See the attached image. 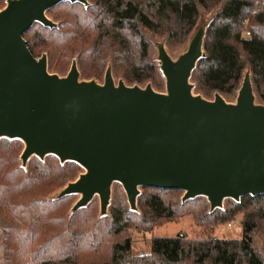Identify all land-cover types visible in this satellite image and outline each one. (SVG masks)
Listing matches in <instances>:
<instances>
[{
  "label": "trees",
  "instance_id": "obj_1",
  "mask_svg": "<svg viewBox=\"0 0 264 264\" xmlns=\"http://www.w3.org/2000/svg\"><path fill=\"white\" fill-rule=\"evenodd\" d=\"M202 10L216 13L207 25L205 55L191 75L194 93L207 99L220 93L232 102L248 67L264 104V0L67 1L47 12L57 26L37 22L24 37L36 57L47 54L51 73L65 76L76 61L82 80L99 82L110 66L113 77L127 85L150 83L165 91L149 35L165 37L170 50L189 44ZM23 150L20 139L0 138V264H264L256 246L264 232V194L226 198L224 209L208 212L193 207L195 199L208 200L205 196L183 202L180 189L141 187L137 210L127 194L113 192L106 215L97 196L73 213L79 194H57L79 177L81 165L49 154L44 160L33 156L25 167ZM188 215L203 227L198 235H155L150 252L134 253L131 229L151 232ZM237 217L239 238L213 233Z\"/></svg>",
  "mask_w": 264,
  "mask_h": 264
},
{
  "label": "water",
  "instance_id": "obj_2",
  "mask_svg": "<svg viewBox=\"0 0 264 264\" xmlns=\"http://www.w3.org/2000/svg\"><path fill=\"white\" fill-rule=\"evenodd\" d=\"M67 1L88 4L7 0L0 10V138L24 142L23 166L49 154L80 164L85 171L57 194L80 195L73 213L98 196L106 215L114 182L132 210L141 187L180 189L183 202L205 196L211 211L226 198L264 194V104L251 73L235 102L194 93L190 79L205 55L207 25L176 59L158 44L165 91L116 83L110 66L103 83L82 80L76 61L65 76L51 73L47 54L36 57L24 37L37 22L57 26L47 12Z\"/></svg>",
  "mask_w": 264,
  "mask_h": 264
},
{
  "label": "rangeland",
  "instance_id": "obj_3",
  "mask_svg": "<svg viewBox=\"0 0 264 264\" xmlns=\"http://www.w3.org/2000/svg\"><path fill=\"white\" fill-rule=\"evenodd\" d=\"M6 5H7V0H0V9H3ZM215 13H216L215 11L209 12V11L202 10L201 16L199 18V26L202 24L208 25V23L212 20ZM244 35L248 36L247 33L246 34L244 33ZM149 38L152 42L151 47H152L153 57L158 58V44L164 43L166 45V43H165L166 39H165V37H158V36H152V35H149ZM188 45H189L188 43L183 45V46L178 45L174 48V50H170L168 46H166V48H167L168 52L170 53V55L174 59H176L180 54H182L183 52H185L187 50ZM74 58H77V57H74ZM70 68H71V64H69L66 67L67 74L70 71ZM248 70L249 69L247 67L246 71H248ZM80 78L82 79L81 76H80ZM83 80H85V79H83ZM104 80H105V74L103 75V79L99 82H103ZM114 80L116 83H118L119 80L125 81L123 77H117V76L114 77ZM163 90H166V88H164ZM213 98H214V96H213ZM236 99H237V97L235 99H233L232 102H235ZM257 102L261 103L259 101V99H257ZM22 145H23V149H24L25 144L23 141H22ZM41 160H44V159H41ZM84 171H85V169L82 167L81 173ZM113 192H116V193L119 192V193L126 196V191H125L124 187L121 185V183H120V185L116 184L112 188V193ZM79 197H80V195H78L75 198L74 202L72 203V206L74 205L75 201H77L79 199ZM99 200L100 199L97 196L96 205L99 207V211H100ZM193 202H194L193 207L196 208V210L199 211L200 209H203L205 211L207 210L208 212L211 211L210 210V203L207 199L199 198V199H195ZM226 204H227V199H225L222 209H224ZM240 220H241V218L237 217L236 219H234V220H232L226 224L218 225V226L213 228V233L219 237L239 238L241 236V232H242ZM202 230H203V227L199 226L197 224V222H196V220H194L193 216L188 215L184 218H179L178 220L168 221V222L162 223L161 225L157 226L151 232L145 231L143 229H131L129 231V236L131 237L132 242H133L134 253L143 254V253L150 252L151 240H152L153 236H155V235H157V236H176L179 233H185V234H188L190 237H193V236L198 235L199 232H201ZM256 246L258 247V249L260 250V252L264 256V232L259 233L257 235Z\"/></svg>",
  "mask_w": 264,
  "mask_h": 264
}]
</instances>
